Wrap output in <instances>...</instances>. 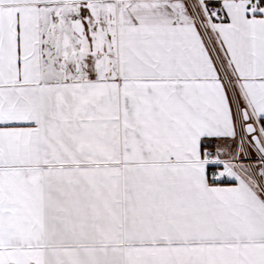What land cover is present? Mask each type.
Wrapping results in <instances>:
<instances>
[{"label": "snow or ice", "instance_id": "1", "mask_svg": "<svg viewBox=\"0 0 264 264\" xmlns=\"http://www.w3.org/2000/svg\"><path fill=\"white\" fill-rule=\"evenodd\" d=\"M0 264H264V0H0Z\"/></svg>", "mask_w": 264, "mask_h": 264}]
</instances>
